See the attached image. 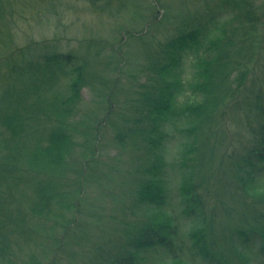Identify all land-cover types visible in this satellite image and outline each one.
<instances>
[{"label": "rangeland", "instance_id": "374dc122", "mask_svg": "<svg viewBox=\"0 0 264 264\" xmlns=\"http://www.w3.org/2000/svg\"><path fill=\"white\" fill-rule=\"evenodd\" d=\"M229 1L231 0H98L93 3L87 0H0V58L4 60L13 58L23 62L20 69H9L5 63L0 62V66L7 73H12L8 79L9 83L15 87V94L30 88L28 85H33L36 80H48L56 94L64 93L68 80L74 74L80 76L81 80H97L95 84L87 83L81 87V102L73 108V115L69 117V124L74 126L91 121L88 125L92 133L95 131V137H97L92 143L94 157L92 151L86 152V145L84 140L82 141L85 135L79 136L76 141L78 145L75 144V147H72L74 153L80 156L85 154L86 157L84 171L79 177L81 183L75 184L76 190L68 209L69 214L67 213L72 222L67 228L56 231L44 229L45 234H42L43 228L46 227L43 223L34 226L40 228L38 231L32 229L29 232V229L25 228L23 232L26 233V238L32 240L22 241L11 247L10 253L16 252L14 253L16 257L11 258L8 264H22L20 257L26 262H35L34 264H102L101 255L105 256L106 249L114 252V248H107L106 244H110L107 241L123 240L129 237L131 233L126 237L125 231L131 232L135 229L132 232L134 238L142 227H149L150 224V227H158L161 233L166 232L160 226L167 223L165 218L154 217V222L148 221L154 206L142 205L138 201V197L135 196V180L133 181V175L128 173L130 160L128 156H125L126 153L120 151L116 143V128H121V133L126 134L127 131L133 132L148 127L146 122L140 124V119H136V115L134 117L122 115L124 112L121 111V106H124L132 85L134 88L140 87L141 90H145L148 87V81L156 86V95L158 87L164 88L165 80L172 82L173 89H170V93L173 97L169 101L172 104L171 111L167 112L165 108L162 111L174 112L173 116L166 117L163 113L162 116L155 117L157 110L150 114L154 121L155 119L161 121L162 134L166 128L171 134L167 137L159 157V160L163 162L160 178L163 179L162 186L164 183L167 201H169L164 209L165 212L171 213L168 218L169 223L175 228L174 231H177L179 241L189 248L190 238L194 236L191 228L192 221L190 217L185 219L186 216L179 207L181 199L177 190L182 183V178L178 173L179 160L175 159V155L180 142L183 141L179 136L182 135L180 129L185 133V124L189 122L190 115L187 112L190 111L191 114V110L201 102L207 81L205 75L210 68L208 65L213 66L216 56L210 54L213 49L208 52L193 50L186 41L181 42V39L182 37L192 39L196 35L194 30H201L203 39H209L213 45L215 42H223L227 37H231V27H224L216 20L208 22L211 16L216 14L215 4H225ZM200 25L201 28H199ZM224 35L226 36L223 37ZM66 58L69 60V65L64 63ZM160 58L161 62L155 64L157 60L160 61ZM153 65L154 68L158 65V70L161 72H154V68L148 70ZM75 67H81L79 72L72 71ZM138 69L145 71L138 72ZM239 78L237 74H234L233 84ZM102 83L108 84L107 89L102 90L96 87V84ZM57 97V105L62 106L61 103L66 96L58 95ZM24 98L29 103L33 101L32 97ZM5 99L21 100L20 96H8ZM34 105L36 102H32L28 108ZM99 105L101 108H98ZM0 106H4L1 100ZM96 108H98L97 111H95ZM9 110L10 107L7 108V111ZM237 112L238 110L233 109L223 119L236 118ZM107 113L112 116L111 122L121 121L122 125L109 127ZM94 114L95 119H93ZM144 115L146 116L147 113L144 112ZM217 117L219 118V114ZM98 119L106 120L103 127L99 128ZM0 134L7 137L4 130ZM214 139L218 161L214 162V170L211 168L213 170L211 173H208V167H204L202 173L198 172L197 176H193L190 182L197 192L203 191L199 187L202 181L200 175L208 178V186H213L216 190H219L218 186H224L223 183L227 184L226 174L231 176L229 167L223 160L224 157H219L228 149L225 146L227 143L225 135L218 133V137ZM26 142L27 139L23 136L15 143L20 145L22 150L25 149ZM139 147V152L134 150L136 153H131V156L133 154L136 156L134 161L137 165L142 163L141 171L136 170L134 173L136 186L139 176H143L146 172L153 175L156 168L153 160L144 154L145 147L142 145ZM67 156L63 154L62 159H66ZM90 156L93 158L89 159ZM2 157L3 153L0 152V158ZM118 157L122 160L113 164L110 169L100 165V163H112L111 159ZM204 159L202 155L193 163L198 167L208 166ZM90 161L93 162L91 165ZM97 170L104 175H99ZM95 174L101 177L99 182L91 183L89 188L83 186L85 179L90 180ZM152 180L149 188L157 194L162 193L163 188L160 190L154 182L158 180ZM35 183L30 179L28 186L32 187ZM257 187L259 193L264 189L263 185ZM221 197V202L226 206L228 204L226 194ZM261 198L260 193L253 199L248 209H240L236 204H232L231 208H225L226 211L230 209L234 212L245 211L244 216H249L251 219L247 217L246 222L249 227L245 229L251 236L246 234L247 239L241 238L244 241L249 239L242 249L244 260L231 255L229 258L231 261L227 262L228 264H264V251L262 250L261 253L259 250L261 240L253 235L254 230H257L254 223L261 222L258 211L264 209V203H254V200ZM189 203L186 202L187 206ZM146 207H149L151 211ZM54 208L57 209L55 206ZM210 230L212 234L217 232L213 225ZM47 234L51 235L50 241L53 239L50 243L56 242L55 248L50 245L43 249L44 245L40 241H49V238H46ZM123 242L126 245L128 238ZM222 245L227 247L225 243ZM124 250L128 251L127 245ZM189 253L193 255H188L187 258L182 257L188 264H204L194 250H189ZM53 256L57 260L52 262ZM171 257V254L164 258L157 256L153 259V263L165 261V263L169 262L168 264H177L171 263ZM150 259L152 260L149 255L138 264H151Z\"/></svg>", "mask_w": 264, "mask_h": 264}, {"label": "trees", "instance_id": "16d2710c", "mask_svg": "<svg viewBox=\"0 0 264 264\" xmlns=\"http://www.w3.org/2000/svg\"><path fill=\"white\" fill-rule=\"evenodd\" d=\"M87 1L94 3L98 0ZM215 6L216 14L211 16L208 22L216 20L224 27H231V37H227L223 42H215L213 45L209 39H203L201 30H194L196 35L192 39L184 37L181 39V42L186 41L193 50L208 52L213 49L210 54L216 56L213 66L208 65L210 68L205 75L207 81L201 102L191 110V114L190 111L187 112L190 115L189 122L185 124V133L180 129L182 135L179 136L183 141L180 142L175 155V159L179 160L178 173L182 178V183L177 190L181 199L179 207L183 210L185 219L190 217L192 221L191 228L194 236L190 238V246L187 248L182 241V243L179 241L177 231L175 232V228L169 223L168 218L171 213L165 212L164 209L169 201H167L164 183L162 186L163 179L160 178L163 162L159 160V157L167 137L171 134L167 128L162 134L161 121L156 119L154 121L150 114L157 110L155 117H159L165 113L162 109L171 111L172 104L169 101L173 97L170 93V89H173L172 82L165 80L164 88L158 87L156 95V86L148 81V87L145 90H141L138 86V89L134 88L132 85L124 106H121V111L124 112L122 115H132V117L136 115V119H140L139 123L146 122L148 127L133 132L127 131L126 134L121 133V128H116V143L120 151L126 153L125 156H128L130 160L128 173L133 175L132 180H135L134 189L136 187L135 196L138 197V201L142 205L154 206L153 211L150 210V206L149 209L146 207L151 211L148 221L154 222V217L165 218L167 223L160 226L166 232L163 234L158 227H150V224V228L142 227L134 238L132 232L135 229L131 232L125 231L126 237L131 233L127 237L128 251L124 250L126 245L123 242L127 238L109 240L107 242L110 244H106L107 248H114V252L106 249L105 256L101 255L102 264H138L149 255L152 258L149 262L154 264L155 257L164 258L169 254L172 255L171 263L188 264L182 257L187 258L188 255H193L189 253L191 249L202 258L204 264H228L227 262L231 261L229 259L231 255L244 260L242 249L249 239L244 241L241 238L247 239L245 235L249 234L245 231L249 227L246 222L249 216H244L245 211L243 213L241 210L226 211L225 208H231L232 204H236L240 209H248L253 199L260 193L262 198L255 199L254 203H264V189L260 193L257 190V186H264V0H231L225 4L216 3ZM201 27L200 25L199 28ZM0 62L5 63L9 69H20L23 64L22 61L13 58L10 60L0 58ZM68 62L66 58L64 63L69 65ZM160 62L161 58L155 64ZM154 65L148 70H153ZM161 67H163L162 64ZM80 68L75 67L72 71L79 72ZM153 71L161 72L158 70V65ZM11 74L0 66V100L4 103L3 107L0 106V132L4 130L7 134V137L0 134V152L3 153V157L0 158V264H8L11 258L16 257L14 255L16 252L10 253L11 247L19 242L32 240L26 238V233L23 232L25 228L29 229V232L32 229L38 231L40 228L34 226L43 223L46 227L43 228L42 234H45L44 229L53 231L57 227L64 229L70 225L72 221L69 220L67 213L69 214L68 209L72 203V194L76 190L75 184L81 183L79 177L84 171L83 165L86 160L85 154L80 156L74 153L72 147H75V144L78 145L76 141L79 136L85 135L82 141L84 140L86 145V152L94 153L92 143L97 139L95 131L92 133L88 125L91 121L78 123L75 126L69 124L73 108L81 102V87L87 83L95 84L97 80H81L80 76L74 74L68 80L64 93H57L61 97L66 96L61 103L62 106H58V95L54 93L52 84L50 86L48 80H36L33 85H28L30 88L15 94V87L9 83L8 79ZM234 74L240 78L233 84ZM157 82L159 84L160 81ZM96 87L105 90L108 84H96ZM8 96H20L21 100L5 99ZM24 97H32V102H36V105L28 108L32 102L29 103ZM8 107H10L9 111H7ZM233 109L238 110L237 117L229 118V121L223 119ZM144 112L147 113L146 116ZM173 114L174 112L165 113L166 117H172ZM119 116L122 120L121 114ZM93 117L95 119L96 115L94 114ZM110 117H112L111 114L107 113L109 127L122 125L121 121L111 122ZM114 119L118 118L114 117ZM98 120L99 128L103 127L106 120ZM218 133L225 135V142H227L225 146L228 149L219 157H224L223 160L226 161L231 176L226 174L227 184L223 183L225 187L218 186L219 190H216L213 186H208V178L200 175L202 181L199 187L203 191L197 192L190 181L193 180V176H197L198 172L202 173L204 167H208V173L214 170V162L218 161L214 138L218 137ZM23 136L26 137L27 142L25 149L21 150L20 145L15 142ZM89 144L91 146H87ZM140 145L145 147L144 154L153 160L156 168L153 175L146 172L143 176H139L136 186L134 173L136 170L141 171L142 163L137 165L134 161L136 156L134 154L131 156V153H136L134 150L139 152ZM63 154L68 155L64 160ZM202 155L208 166L198 167L193 161ZM93 157L90 156L89 159ZM122 158H112V163H100V165L110 169ZM89 163L91 165L93 162ZM99 175L91 176L90 180L85 179L83 186L89 188L91 183L97 184L101 179ZM30 179L36 182L34 186L41 182L36 188L29 187ZM152 179L158 180L154 182L160 190L163 188L162 193L157 194L149 188ZM223 194H226L228 198L226 206L221 202ZM186 202H190L188 206ZM54 206L57 209L60 207L58 212ZM258 218L261 222L254 223L257 230H254L253 235L261 240L259 250L262 253V250L264 251V209L258 211ZM208 222L211 223L208 224ZM212 225L217 229L214 234L210 230ZM46 238H49V241H40L44 245L43 249L46 246L56 245V242L50 243L53 241V239L50 241L51 235L47 234ZM222 243H225L227 247ZM20 261L23 262L22 264L35 263L26 262L21 257ZM168 263L162 261L158 264Z\"/></svg>", "mask_w": 264, "mask_h": 264}, {"label": "bare ground", "instance_id": "6f19581e", "mask_svg": "<svg viewBox=\"0 0 264 264\" xmlns=\"http://www.w3.org/2000/svg\"><path fill=\"white\" fill-rule=\"evenodd\" d=\"M3 111L5 110V109H2ZM1 113V112H0ZM19 119V115L17 116V120ZM20 119H22L21 117H20ZM74 194V193H73ZM73 194H72V196H73ZM57 229H60V227H57V228H55V230H53V231H56ZM138 229V228H137ZM52 246V248H55V246L56 245H51ZM56 260V258L53 256V258H52V261H55Z\"/></svg>", "mask_w": 264, "mask_h": 264}]
</instances>
